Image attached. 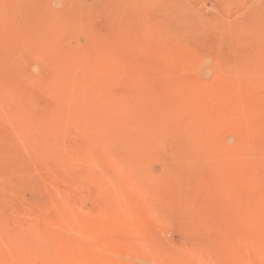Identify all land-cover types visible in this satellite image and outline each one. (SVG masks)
Wrapping results in <instances>:
<instances>
[{"label": "rangeland", "instance_id": "374dc122", "mask_svg": "<svg viewBox=\"0 0 264 264\" xmlns=\"http://www.w3.org/2000/svg\"><path fill=\"white\" fill-rule=\"evenodd\" d=\"M0 264H264V0H0Z\"/></svg>", "mask_w": 264, "mask_h": 264}]
</instances>
